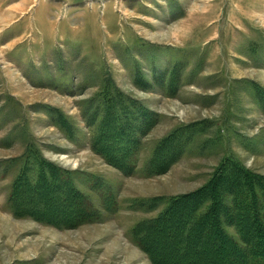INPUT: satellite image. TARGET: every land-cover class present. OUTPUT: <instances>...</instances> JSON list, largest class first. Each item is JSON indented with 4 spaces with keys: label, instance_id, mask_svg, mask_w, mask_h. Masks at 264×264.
Masks as SVG:
<instances>
[{
    "label": "rangeland",
    "instance_id": "rangeland-1",
    "mask_svg": "<svg viewBox=\"0 0 264 264\" xmlns=\"http://www.w3.org/2000/svg\"><path fill=\"white\" fill-rule=\"evenodd\" d=\"M228 172L264 177V0H0V264H201Z\"/></svg>",
    "mask_w": 264,
    "mask_h": 264
},
{
    "label": "trees",
    "instance_id": "trees-1",
    "mask_svg": "<svg viewBox=\"0 0 264 264\" xmlns=\"http://www.w3.org/2000/svg\"><path fill=\"white\" fill-rule=\"evenodd\" d=\"M216 179V182L213 183L214 185H211L212 187L210 186L212 188L210 189V193L203 200H209V204L212 205L210 208L215 212L216 209L219 208L216 204L221 202L223 206H226V202L220 199V194L224 191L229 192L231 199L230 212L233 213V221L236 223L235 225L238 226L237 229L242 245L240 246L237 242H232L228 240V238L223 240L222 230L218 223V215L215 219H212L208 217L207 213L198 215L196 218H190L186 221L188 222V230L185 233H181V235L185 234L188 238V236H196L197 234L200 237V245H204L208 239L214 242V246L210 249H213L217 255H214L213 258L208 261L201 262V264H232L231 261H225L223 258L221 259L219 254L224 251H235L236 254L241 257L240 260H242V262L238 264H264V177H258L247 173V175H245V180H243L244 178L241 179L237 174L228 172L226 175L222 176L217 173ZM223 180L226 181L224 188L218 186L220 181ZM261 199L262 202H260ZM225 208L228 209V206ZM171 214L170 217L172 219L180 216L176 211L171 212ZM227 215L232 219L229 213ZM165 219L169 218L166 216ZM182 222H184L183 219ZM139 246L148 254L151 253L150 244L141 243ZM190 248L197 251L194 245ZM190 248L184 245L183 249L182 247L180 249L177 247L175 252L179 256L185 254ZM167 253V249H164L160 254V258L165 261L167 260V262H170L169 264H177L176 260H174V256L177 255L169 256ZM151 259L154 260L152 254ZM192 261L194 262L193 259ZM192 261L185 260L184 262H179L182 264H195Z\"/></svg>",
    "mask_w": 264,
    "mask_h": 264
},
{
    "label": "bare ground",
    "instance_id": "bare-ground-1",
    "mask_svg": "<svg viewBox=\"0 0 264 264\" xmlns=\"http://www.w3.org/2000/svg\"><path fill=\"white\" fill-rule=\"evenodd\" d=\"M60 59V58H59Z\"/></svg>",
    "mask_w": 264,
    "mask_h": 264
}]
</instances>
